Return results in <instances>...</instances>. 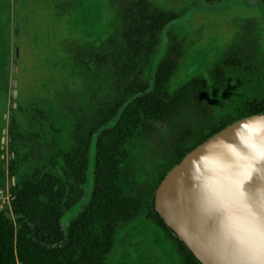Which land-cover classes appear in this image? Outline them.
<instances>
[{"label": "rangeland", "instance_id": "374dc122", "mask_svg": "<svg viewBox=\"0 0 264 264\" xmlns=\"http://www.w3.org/2000/svg\"><path fill=\"white\" fill-rule=\"evenodd\" d=\"M128 1L0 0V210L11 215L16 178L28 175L34 165L37 143L24 136L32 110L42 109L43 126H52L47 132L52 136H46L55 144H51L53 152L70 154L135 77L146 71L152 74L165 50L166 31L181 42L168 91L189 97V83L199 81L209 125L241 116L250 104L264 106V6L258 0H224L212 6L201 0H141L177 16L164 28L146 67L142 48L134 52L129 49L133 39L122 37L121 11ZM200 119L197 111L185 109L169 127L156 126L129 147L133 187L143 191L144 198L165 168L164 153L179 125L190 128ZM10 125L14 134L9 144ZM88 142L82 198L63 215L64 228L88 198L93 135ZM12 150H18L16 157ZM41 154L52 153L42 149ZM104 264L190 263L175 241L145 214L116 227Z\"/></svg>", "mask_w": 264, "mask_h": 264}, {"label": "trees", "instance_id": "16d2710c", "mask_svg": "<svg viewBox=\"0 0 264 264\" xmlns=\"http://www.w3.org/2000/svg\"><path fill=\"white\" fill-rule=\"evenodd\" d=\"M201 1L212 6L224 0ZM258 1L264 6V0ZM176 19V14L152 9L141 0L124 4L122 37L133 39L129 49L134 52L142 48L145 67L158 48L164 28ZM165 38V50L152 74L146 71L143 76L135 77L91 129L88 138L93 135L94 142L88 198L65 228L61 223L63 215L82 198L88 171V138H79L70 154L53 152L51 144L54 142L47 139L52 136L47 133L52 126L48 129L43 126L42 109L32 110L29 130L24 136L26 141L33 139L37 143L32 154L34 165L28 175L16 178L11 194V215L6 209L0 210V264H104L116 227L145 214L175 241L190 264H199L152 209L153 192L164 174L188 151L231 122L264 113V106L250 104L241 116L217 126L209 125L206 121L209 112L199 81L189 83L192 87L189 97L169 93L168 84L180 58L181 42L167 31ZM89 60H84V65ZM216 77L221 85L218 73ZM185 109L197 111L201 121L190 128L186 124L179 125V133L164 153L165 168L144 198L143 191L133 187L129 147L154 127H169ZM10 126L13 129L9 133V144L14 134V127ZM42 149L52 154L43 156ZM10 154L16 157L18 150ZM13 176L16 177L14 173Z\"/></svg>", "mask_w": 264, "mask_h": 264}, {"label": "water", "instance_id": "95a60500", "mask_svg": "<svg viewBox=\"0 0 264 264\" xmlns=\"http://www.w3.org/2000/svg\"><path fill=\"white\" fill-rule=\"evenodd\" d=\"M151 205L199 264H261L264 113L233 121L188 151L164 174Z\"/></svg>", "mask_w": 264, "mask_h": 264}, {"label": "snow or ice", "instance_id": "6c2138e0", "mask_svg": "<svg viewBox=\"0 0 264 264\" xmlns=\"http://www.w3.org/2000/svg\"><path fill=\"white\" fill-rule=\"evenodd\" d=\"M261 238L262 240H264V234H262ZM258 251H259L258 259L261 261V264H264V244H261Z\"/></svg>", "mask_w": 264, "mask_h": 264}]
</instances>
